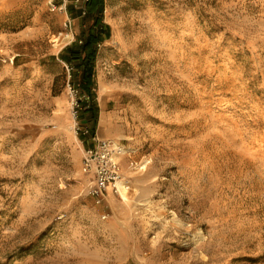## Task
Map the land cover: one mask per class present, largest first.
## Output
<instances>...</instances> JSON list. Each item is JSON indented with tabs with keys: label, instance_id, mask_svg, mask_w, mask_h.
<instances>
[{
	"label": "rangeland",
	"instance_id": "1",
	"mask_svg": "<svg viewBox=\"0 0 264 264\" xmlns=\"http://www.w3.org/2000/svg\"><path fill=\"white\" fill-rule=\"evenodd\" d=\"M70 2L0 0V264H264V0H104L91 95ZM95 136L125 150L105 218Z\"/></svg>",
	"mask_w": 264,
	"mask_h": 264
},
{
	"label": "built area",
	"instance_id": "2",
	"mask_svg": "<svg viewBox=\"0 0 264 264\" xmlns=\"http://www.w3.org/2000/svg\"><path fill=\"white\" fill-rule=\"evenodd\" d=\"M70 2L64 0L63 5ZM75 4L81 2V0H72ZM51 11H55L57 8L62 9V6H57L53 0H49ZM70 19L64 22L66 28V34L71 33ZM80 99L88 98L85 94L79 95ZM80 102L78 97L72 95V109L70 115V124L75 131L82 130L84 133H89L88 126L80 127L78 120V108ZM90 103L87 107L89 108ZM94 142L91 146L84 149L82 158L81 170L83 173L90 175V187L89 194L94 198L97 206L103 210L104 218L109 215V193L120 194L123 187L127 188V185L122 183L124 180V174L122 171L121 157L124 153V147L111 139L103 138L99 136L94 137Z\"/></svg>",
	"mask_w": 264,
	"mask_h": 264
},
{
	"label": "trees",
	"instance_id": "3",
	"mask_svg": "<svg viewBox=\"0 0 264 264\" xmlns=\"http://www.w3.org/2000/svg\"><path fill=\"white\" fill-rule=\"evenodd\" d=\"M71 8H70V14L73 17L78 16H91L92 22H93V28H91V32L88 33L86 44H88V47H85L84 49V68L81 71H77L78 73H74V77L77 78V81L79 82L80 89L91 95L92 88L94 86V67H95V59L97 55L96 46L100 41V35L96 32L95 29H105L107 28L106 25L103 23V11H104V0H82L83 2L78 7L72 0H70ZM77 8L75 11H72L71 9ZM85 44V45H86ZM91 44V45H90ZM75 50H79L78 48H74ZM65 60H68V57H63ZM89 109H93L92 103L89 105ZM94 131H91L93 133Z\"/></svg>",
	"mask_w": 264,
	"mask_h": 264
},
{
	"label": "bare ground",
	"instance_id": "4",
	"mask_svg": "<svg viewBox=\"0 0 264 264\" xmlns=\"http://www.w3.org/2000/svg\"><path fill=\"white\" fill-rule=\"evenodd\" d=\"M61 35H62V33H61ZM121 194H122V197L124 200H128V197H127L128 191H127L126 187H123V189L121 190Z\"/></svg>",
	"mask_w": 264,
	"mask_h": 264
}]
</instances>
